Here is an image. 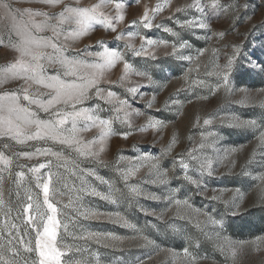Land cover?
Here are the masks:
<instances>
[{
  "label": "rangeland",
  "instance_id": "rangeland-1",
  "mask_svg": "<svg viewBox=\"0 0 264 264\" xmlns=\"http://www.w3.org/2000/svg\"><path fill=\"white\" fill-rule=\"evenodd\" d=\"M98 2L62 0L56 7H49L40 0H17L16 6L51 14L59 13L65 4L83 8ZM116 2L125 5V19L117 26V33L94 24L92 31L74 42L70 54L74 55L77 48L83 50L86 47L89 51H102L103 47L124 51L127 43L139 48L141 35L154 41L167 42L155 49V60L135 57L131 52L126 56L134 68L146 72L154 83L149 84L146 78L132 75L123 86L119 83L109 84L108 81H118L122 74V63H118L109 70L102 84V87L126 99L130 109L141 113L133 118L135 127L131 129L132 134L126 139L121 138L119 133L130 129L126 124L116 121L112 125L114 134L105 141L104 151L99 158L103 163L80 159L77 165L71 162L70 156L67 166L63 160L57 161L52 156L27 159L18 155L21 152H34L36 147H48L46 144H17L0 139V153L10 160L7 166L0 163V192L5 203L10 201V206L15 208L20 197L26 201V192H30L34 198L39 196L42 203V192L35 187V178L29 169L45 164L40 174L45 180L49 172L55 174L53 179L58 181L56 187L60 194L54 202H58L57 206L63 213L58 219L69 224L67 232L62 227L58 229L63 237L61 243L68 250L64 257L67 264H76L78 261L81 264H140L141 261L143 264H264V185L255 178L264 171V147H261L259 139L260 133L264 132V107L261 106L264 94L256 91L264 88V73L256 68L245 67L244 64L249 60L264 64V0H239V27H232L238 19L234 10L230 14L218 13V18L211 19L209 29L188 26L184 22H201L205 15L211 16L208 7L210 0H200L205 6L203 13L195 7H187L194 0H140L139 3L135 0H113L101 11L115 15ZM158 4L161 10L153 15L152 9ZM146 8L153 24L159 27L144 29L140 24L132 25L133 20L139 21ZM178 8L182 10L176 11ZM121 30L126 37L129 32L137 34L130 41L117 40L116 35ZM219 31L226 32L223 41L214 35ZM97 41H102L103 47L98 46ZM182 42H187V46L180 48ZM173 45L181 55L191 56V61L172 55ZM233 45L241 46V63L233 76V87L251 90L250 99L243 104L239 101L245 99L244 94L238 90L229 94L221 88L213 93L211 89L216 86V77L207 74L214 70L216 64L226 63L227 57L233 55ZM202 49L207 51L199 55ZM213 49L217 50L215 54ZM13 55L10 48L0 45V67L11 61ZM200 81H204V86H200ZM17 86L18 82L15 81L0 84V92ZM128 87H137L136 95L128 93ZM153 97L154 102L149 107L148 101ZM97 105L104 109L99 113L102 118L108 119L114 115L107 110L109 105L103 101L93 98L87 102L89 107ZM150 117L163 121V126L140 130ZM204 119H210L212 123L205 125ZM238 120L255 121L257 127L240 125ZM85 135L91 139L98 132L93 129ZM202 143L204 147H200ZM6 144L9 146L5 147ZM169 145L171 149L165 154ZM58 149L59 146H54V150ZM189 150L197 157L211 158L213 175L198 171L196 161L188 156ZM146 155L156 157L161 171L167 174V183H153L157 176L150 169L151 163L156 161L141 162L136 159ZM181 157L190 165L188 174L200 181L199 188L184 180ZM49 161L52 162L50 166ZM130 162L143 163V166L125 182L117 169L127 170ZM82 169L94 170L96 176L108 183H102L96 176L86 175ZM21 171L25 176L18 187L15 183L16 174ZM81 176L90 188L113 194L109 200L92 195L83 196L80 212L87 209L99 213L98 217L85 219L76 211L78 204L76 207H64L70 200H75L76 189L81 187ZM130 186H136L141 195L131 193ZM237 189L243 199L239 201V214L232 216L227 210L228 202L233 200ZM153 194L160 199H151ZM170 195L187 199L193 208L199 210V214L190 209H180L178 215L176 207L170 206L166 199ZM7 211V207L0 211V226L4 224ZM180 215L184 218L181 219ZM11 216H16L15 210ZM159 216H163V219H159ZM209 216L217 220L223 218L226 227L221 230L220 225L208 221ZM125 220L135 227H126ZM197 224L200 226L197 227ZM89 234L98 235L89 238ZM145 236L155 243H146L143 239ZM229 241L247 243L233 255L232 249L228 247ZM4 244V255L16 258L7 251L6 239ZM20 256L29 257L28 264L35 259L34 253H26L23 249ZM20 264H25V261L20 259Z\"/></svg>",
  "mask_w": 264,
  "mask_h": 264
},
{
  "label": "snow or ice",
  "instance_id": "snow-or-ice-1",
  "mask_svg": "<svg viewBox=\"0 0 264 264\" xmlns=\"http://www.w3.org/2000/svg\"><path fill=\"white\" fill-rule=\"evenodd\" d=\"M40 2L49 7H56L62 0H40ZM113 0H99L98 3L90 7H72L65 4L59 13H49L39 9H21L17 7V0H0V45L10 48L13 52V59L3 67H0V84L10 81L18 82L15 89L0 92V139L15 141L17 144H46L48 147H36L34 152H21L18 155L27 159L35 156H52L57 161H64L65 166L70 162L69 157L72 156L74 164L79 163L80 159L100 161V155L104 151L105 141L114 134L113 123L119 121L126 124L130 131L119 133L121 138L126 139L132 134L131 129L135 126L132 121L135 116L141 115L136 110L130 109L128 101L120 98L114 91L102 87L105 82L106 75L118 63H122L123 71L118 81H108L109 84L119 83L122 86L124 82L129 80L130 76L136 75L146 78L149 84L154 83L151 76L146 72L139 71L128 62L126 56L131 52L135 57H146L152 60L156 59L155 49L161 45H166V41H154L141 35V45L135 48L131 43L125 45V50L109 49L103 47L102 41H97V45L103 47L102 51H89L85 49H75V54H70V49L76 40L83 37L93 30V25H101L108 31L117 33V26L124 21L123 10L125 5L122 2L115 3L116 14L109 15L101 11V9ZM139 3L140 0H135ZM187 7H195L202 13L205 12V6L200 0H194L193 4ZM212 12L211 16L205 15L201 22L185 21V25L195 26L202 29L211 27V19L218 18L217 14H230L236 10L238 19L232 27H239L241 20L239 19V8L241 7L239 0H210L209 6ZM244 7H247L245 3ZM161 10L158 4L152 9L153 15ZM178 8L176 11H181ZM250 19V18H249ZM140 24L144 29H151L154 25L149 17L147 8L139 21L133 20L132 25ZM74 25V27H73ZM171 31V29H165ZM137 33L129 32L127 37L123 30L117 35V40H131ZM215 37L223 41L226 37L225 31L214 33ZM5 36L7 43L5 44ZM147 45V47L145 46ZM187 42L180 43L179 47L184 48ZM227 47V45H225ZM264 47V46H262ZM207 50L202 49L198 53L203 55ZM241 46L233 45V55L227 57L226 63L223 65L216 64L212 72L207 73L216 77V86L211 89L213 93L223 88L229 94L239 91L244 94L243 100L239 103H245L250 99V89L233 87V76L236 73L239 64ZM217 52L213 49V53ZM172 55L178 59L191 61V56H183L178 52L175 45L172 47ZM167 55V53H166ZM245 67H252L264 73V64L253 63L252 60L244 62ZM163 73V68L160 69ZM200 86H204V81L199 82ZM126 91L132 95H136L137 87H128ZM258 94H264V88L256 90ZM93 98L103 101L109 105L107 109L114 113L108 119L102 118L99 113L104 109L102 106H87V102ZM155 97L148 101L151 107ZM264 107V103L261 104ZM203 123L209 125L212 123L210 119H204ZM243 126L257 127L256 122L252 120L237 121ZM164 124L163 121L149 118V121L142 126L140 130L147 128L158 129ZM96 129L98 135L89 139L85 135ZM209 135H213L209 133ZM260 144L264 147V132L260 133ZM9 145H5L8 147ZM54 146H59L58 150H54ZM208 146H212L209 144ZM200 147H204L202 143ZM171 145L165 149V154L169 152ZM232 151H235L233 149ZM74 154V155H73ZM188 156L196 161L198 171L201 174L207 173L213 175V161L211 158L197 157L189 150ZM138 161H156L151 163L152 171H155L157 180L153 183H167L166 172L161 171L159 162L156 157L143 156L136 158ZM0 163L5 166L10 164V160L0 153ZM51 161L48 165H51ZM143 163L131 164L127 170H120L125 182L131 176H134ZM180 166L184 170V180L200 187V181L193 179L189 174V163H185L183 157L180 158ZM45 164H39L29 169L35 178V187L42 192V203L39 196L33 197L30 192H26V201L23 197L18 200L17 206H10L11 202L5 203L3 193L0 192V211L5 207L8 211L5 213V221L0 226V264H20V259L28 264L29 257H21V249L26 253H34L35 259L31 260V264H67L64 257L67 255L66 247L61 243L63 237L58 229L61 227L67 232L69 224L58 219L62 215V209L59 208L55 197L59 195L54 180V173L49 172L48 179H43L40 169L45 168ZM83 173L88 176H96L92 169H82ZM254 171V170H253ZM249 174V173H242ZM23 171L16 174L15 183L19 187L24 179ZM262 185H264V171H261L255 177ZM82 183L79 189H76L75 200H70L69 204L64 207H76V211L84 216L85 219L90 217H98L100 214L83 208V196H98L101 199H112V193H101L95 188H90L87 182L80 177ZM102 183L108 181L102 180ZM130 192L136 196L141 195L140 190L136 186H130ZM19 196V193H18ZM151 199L157 200L160 197L151 195ZM217 199L218 197H212ZM170 206L174 205L177 214L180 209H190L199 214V210L193 208L187 199H178L175 195L166 198ZM243 199L240 190L237 189L235 196L231 202H228V211L232 216L238 215L241 204L239 201ZM235 209V210H233ZM16 211V216H11L12 211ZM205 215H207L205 213ZM163 219V216H159ZM183 219L184 216L180 215ZM15 221H20L17 224ZM208 221L214 225H220L221 230L226 227L224 219L219 220L208 217ZM126 227L134 228L135 226L124 221ZM200 225L197 224V227ZM34 233V235H33ZM98 234H89V238H96ZM83 238V237H82ZM7 240V251L12 254L9 258L4 255V240ZM143 239L148 244L155 242ZM34 241V244H33ZM247 242L233 243L228 242V247L232 249L233 255L244 246ZM188 252L187 249L184 250ZM19 258V259H18ZM81 264V262H76ZM140 264H143L141 261Z\"/></svg>",
  "mask_w": 264,
  "mask_h": 264
}]
</instances>
